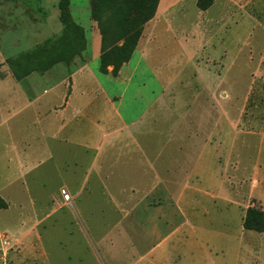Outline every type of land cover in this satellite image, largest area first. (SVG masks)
Returning <instances> with one entry per match:
<instances>
[{
    "label": "rangeland",
    "instance_id": "rangeland-1",
    "mask_svg": "<svg viewBox=\"0 0 264 264\" xmlns=\"http://www.w3.org/2000/svg\"><path fill=\"white\" fill-rule=\"evenodd\" d=\"M90 1L72 0L71 8L74 13L75 9L88 7L89 19L100 34V26L91 15ZM154 1L144 0L143 10L134 11L135 20L148 13ZM94 2L95 15L111 34L113 30L125 31L123 18L132 8L123 0ZM226 3L231 12L228 6L219 3L201 12L193 0H186L175 9L177 14L169 29L164 24L159 25L155 30L158 37L148 46L153 59L158 60L155 64L166 69L168 77L177 74L179 77L169 92L168 122L159 121L158 124L164 127L163 138L169 137L160 161L168 168L159 169V162L156 169L165 177H180L186 181L189 178L188 185L198 188V193L191 189L185 192L183 202L191 226L168 241L167 264H264V234L244 230L241 215V211L249 207L264 210V8L258 11L248 0ZM54 6V0H0V77L7 74L14 77L11 65L18 73L42 74L36 72V47L55 35L46 33L48 26L57 24L60 27L59 20L52 17ZM183 8L184 15L180 16L178 11ZM246 12L251 14L250 23L248 18L240 17ZM225 24L231 31L224 29ZM16 29L20 32L10 37ZM195 30L201 39L214 31L211 35L213 47L206 42V49H203L198 36L193 37ZM182 33L189 35L188 41H182ZM112 40L113 36L108 35L107 43ZM10 45L17 46L14 53L22 51L23 56L9 58L14 54L6 53ZM187 51L197 55L198 67L209 83H194V65L186 58ZM74 60L69 65L59 64L67 66L70 73ZM200 74L198 71V77ZM213 86L216 89L213 90ZM180 121L186 123L178 126ZM195 121L198 122V136H195ZM193 122L196 124L190 125ZM216 122H230L233 128L222 129L218 125L216 130ZM10 127L11 134L6 130L0 133V151L9 136L22 139L33 130L28 121H21L19 125L12 123ZM211 132L216 134L213 140ZM158 135L153 133L151 138H159ZM48 153L55 158L37 171V179L34 168L24 178V187L22 182H17L0 193L2 199L8 198L9 204L7 211L0 209V225L11 229L19 223L27 226L25 237L36 238L35 242H24L19 239L20 235L12 236L13 231L0 232V264H33L34 250L36 264H77L75 258L85 257L90 252L88 243L102 262L126 264L127 255L122 248L126 251L132 248L125 240L126 235L134 239L138 254L144 253L147 243L140 227L131 225V220L114 207L112 198L116 195L110 187L76 190L68 179L57 174V169L62 171L70 167L71 158L58 160L51 145L43 148L40 154ZM34 157L36 159V154ZM194 163H197L194 173L198 177L190 175ZM180 165L184 168L177 167ZM181 170L184 171L182 177ZM63 191L69 196L68 201L64 200ZM104 234L107 237L100 247L96 237ZM111 240L116 244L113 248ZM108 248L113 249L112 255ZM38 255L43 257L38 258ZM67 258L71 262L66 263Z\"/></svg>",
    "mask_w": 264,
    "mask_h": 264
},
{
    "label": "crops",
    "instance_id": "crops-1",
    "mask_svg": "<svg viewBox=\"0 0 264 264\" xmlns=\"http://www.w3.org/2000/svg\"><path fill=\"white\" fill-rule=\"evenodd\" d=\"M185 1L159 0L155 15L144 25L130 60L119 69L117 76L113 77L111 67L107 74L99 71L101 37L89 19L88 7L84 10L75 9L73 13L71 0V16L84 29L86 39V49L74 60V69L69 73L67 66L56 64L45 73L29 74L22 80H17L11 74L0 77V133L6 130L8 134H11L10 124L19 125L21 121H28L29 126L33 128L22 139L9 136L2 146L0 167L3 174L0 175V193L17 182H22L21 185L24 187V178L34 168L37 172L44 164L53 160L55 157L52 153L45 156L40 154L43 148L46 149L51 145L55 148L58 160L71 158V165L67 170L57 169L60 177L68 179L76 190L107 189L109 186L117 196L111 199L114 207L122 211L124 218L131 220V225L140 227L147 249L144 253L138 254L137 247L133 243L134 239L126 235L125 240L132 246L130 251L122 248L123 253L127 255L126 264H167L168 241L175 234L182 232L185 227L191 226L183 199L186 190L191 189L198 193V188L188 185L189 178L186 181L180 177H165L156 169L158 163L163 160L165 148L169 144V137L163 138V125L158 127V124L159 121L168 122L169 92L172 91V84L179 77L178 74L168 77L166 69L155 64L158 60L153 59L152 51L148 50L149 44L158 37V35L155 36L156 28L164 24L169 29L173 17L177 14L175 9ZM227 1L215 0L212 6L219 3L228 6L227 9L230 10ZM54 2L52 17L59 20L58 0ZM193 2L196 6L197 0ZM248 2L253 3L258 11L264 8V0H248ZM209 9L200 11L207 12ZM178 12L181 13L180 16L184 15L185 9ZM240 17L244 20L248 18L250 23L251 14L246 12ZM49 19L50 17L47 18L48 21ZM59 26V28L57 24L48 26L46 33H58L61 29L60 22ZM223 26L225 30L231 31L228 24ZM33 30L36 32V27ZM200 30L204 32L202 28ZM185 31L183 30V33ZM12 32L10 37L20 31L16 29ZM165 32H167L166 29ZM183 33L181 39L186 42L189 35ZM213 33L214 31H211L208 36L201 39L202 36H199L198 31L195 30L193 37L198 36L202 48L206 49L204 48L206 42L213 47L211 38ZM159 37L161 39L162 35L160 34ZM223 40L220 39V41ZM194 46L196 48V45ZM17 48V46H7L6 53H14L13 50ZM21 52L17 51L9 58ZM187 53L186 58L194 65L192 74L194 83L198 84V81L203 82L202 84L209 83L208 77L198 67L197 55L188 51ZM222 58H220L221 62ZM198 71L201 73L200 77H198ZM212 89L216 87L213 86ZM195 122L190 125L196 124L195 132L197 133L198 122ZM185 123L180 121L177 125L181 126ZM215 124L216 130L218 125L222 129L233 128L230 122ZM6 127L8 129H5ZM153 133L159 134V138H151ZM214 135L216 134L211 132L212 140ZM195 136H198V133ZM135 153L139 156H132L136 155ZM160 163L159 169L168 168L163 162ZM177 167L184 168L182 165ZM196 167L197 163L191 167L192 177H198L197 173H194ZM139 168L143 170H138ZM183 174L184 171L181 170V177ZM38 177L37 172L36 179ZM2 200L7 207L0 209L5 212L9 206L6 202L8 198L5 197ZM245 210L241 211L242 219ZM28 225H30L29 222ZM26 227L19 223L11 229L0 225V232L13 231L12 236L20 235L21 241L35 242V237H25ZM106 237V234L96 237L100 247ZM115 246V242L111 240L110 247ZM88 247L90 252L85 257L81 255L75 258L77 264H90L89 262L106 264L98 258L89 243ZM111 248L107 249L110 254L113 250ZM117 255L119 256V253ZM26 257L25 254L24 260ZM36 257V250H34L33 264H36ZM39 257L43 256L38 255ZM112 259L115 260L114 257ZM69 262L71 261L67 258L66 263Z\"/></svg>",
    "mask_w": 264,
    "mask_h": 264
},
{
    "label": "trees",
    "instance_id": "trees-1",
    "mask_svg": "<svg viewBox=\"0 0 264 264\" xmlns=\"http://www.w3.org/2000/svg\"><path fill=\"white\" fill-rule=\"evenodd\" d=\"M214 1L197 0L196 6L199 10L206 11L212 6ZM70 2L71 0H58L57 6L61 30L36 47V72L45 73L56 64L62 62L69 65L75 58L80 57L86 49L84 29L73 20L70 12ZM158 2L159 0H155L152 3L151 10L140 19L135 20L134 11L143 10L144 0L143 2L139 0H123L127 7L132 8V11L123 18V23L126 25L125 31L113 30L114 33L111 34L109 29L103 26V21L95 15L96 6L94 0L90 1L91 15L100 26L101 53L99 71L102 74H107L109 67H111V75L116 77L119 69L130 60L142 35L143 26L154 17ZM108 35L113 36V40L109 43H107ZM20 54L18 55L22 57L24 53ZM11 67L12 73L17 80H22L28 75V73H18L13 65ZM1 207H5V204L0 198ZM242 227L247 231L263 233L264 211L262 208H247Z\"/></svg>",
    "mask_w": 264,
    "mask_h": 264
},
{
    "label": "built area",
    "instance_id": "built-area-1",
    "mask_svg": "<svg viewBox=\"0 0 264 264\" xmlns=\"http://www.w3.org/2000/svg\"><path fill=\"white\" fill-rule=\"evenodd\" d=\"M63 196H64V200H65V201H68L69 196H68L67 194H65L64 191H63Z\"/></svg>",
    "mask_w": 264,
    "mask_h": 264
}]
</instances>
